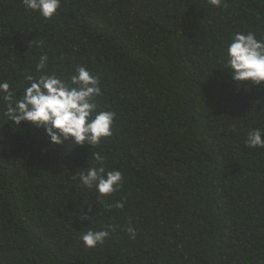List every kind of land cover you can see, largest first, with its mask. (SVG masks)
I'll list each match as a JSON object with an SVG mask.
<instances>
[{"label": "trees", "instance_id": "1", "mask_svg": "<svg viewBox=\"0 0 264 264\" xmlns=\"http://www.w3.org/2000/svg\"><path fill=\"white\" fill-rule=\"evenodd\" d=\"M57 12L0 0V81L19 99L42 54L48 74L84 66L113 135L53 145L0 98V264H264V148L245 146L264 131V84L237 86L225 68L236 32L264 37V0H61ZM97 152L123 174L103 198L78 178Z\"/></svg>", "mask_w": 264, "mask_h": 264}, {"label": "clouds", "instance_id": "2", "mask_svg": "<svg viewBox=\"0 0 264 264\" xmlns=\"http://www.w3.org/2000/svg\"><path fill=\"white\" fill-rule=\"evenodd\" d=\"M26 10L39 13L44 19L58 15L61 0H22ZM214 7H221L223 0H209ZM48 55L42 54L36 64L41 75L25 77L28 84L17 99L10 91L7 81H0V98L5 103L3 115L18 127L28 122L42 128L49 143L97 146L104 138L113 135L116 113L101 110L96 98L101 93L99 77L84 66H77L69 78H62L55 72L48 74ZM226 67L232 81L237 85L251 82L264 84V37L257 38L254 32H236L227 45ZM264 131L259 128L248 132L245 146L264 148ZM69 146V145H68ZM95 166L79 171L80 184L87 189H95L101 198L110 196L122 187L123 174L119 170H107L103 165L105 157L97 152ZM126 201H116L112 207L123 208ZM90 221L92 217H87ZM126 231L135 238L136 231L131 226ZM111 235V230H89L80 236L85 247L95 248L103 244Z\"/></svg>", "mask_w": 264, "mask_h": 264}]
</instances>
